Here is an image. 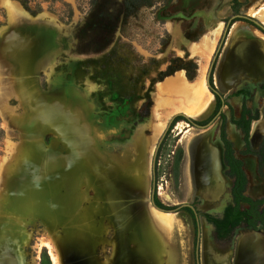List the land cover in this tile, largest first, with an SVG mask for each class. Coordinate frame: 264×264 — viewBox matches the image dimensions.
<instances>
[{"label":"rangeland","instance_id":"obj_1","mask_svg":"<svg viewBox=\"0 0 264 264\" xmlns=\"http://www.w3.org/2000/svg\"><path fill=\"white\" fill-rule=\"evenodd\" d=\"M235 10L264 24V0H0V264H130L169 220L176 248L193 249L189 211L150 203L151 157L173 114L204 124L217 110L205 76ZM212 83L221 114L204 128L175 119L156 197L194 205L206 259L264 264V225L218 240L206 219L230 202L222 114L247 193L264 198L262 30L232 22ZM243 104L260 156L230 122Z\"/></svg>","mask_w":264,"mask_h":264},{"label":"trees","instance_id":"obj_2","mask_svg":"<svg viewBox=\"0 0 264 264\" xmlns=\"http://www.w3.org/2000/svg\"><path fill=\"white\" fill-rule=\"evenodd\" d=\"M211 85V91L217 96L219 102L220 94L218 90L213 86V83H211ZM246 112H248V110L244 108L241 118L233 121L244 131L245 139L248 134V125L250 122V119H244V115ZM214 114H212V116ZM221 138L224 145V160L228 166V175L234 178L231 190L234 203L232 206L226 208L224 216L222 218L218 219L211 216H207V218L215 225L218 238L225 240L229 236V234H231L232 229L236 226L246 224L252 227H256L257 224H264V206L261 207L263 203L262 199L252 200L244 193L246 186V176L241 168V161L233 157L231 144L226 138L223 128L221 129ZM193 224L194 232H196L197 221L195 220L194 216Z\"/></svg>","mask_w":264,"mask_h":264},{"label":"crops","instance_id":"obj_3","mask_svg":"<svg viewBox=\"0 0 264 264\" xmlns=\"http://www.w3.org/2000/svg\"><path fill=\"white\" fill-rule=\"evenodd\" d=\"M171 224H173V222H171ZM159 227L157 232V235L159 236L157 237L152 236V232H154L152 230L153 227L151 228L152 234L149 235L147 231L143 232L145 235L147 234L146 238H143V241L138 242L140 243V246L135 250V258L131 260L132 262L130 264H195L194 248H191L192 250H185L184 253L176 248L174 241L175 237L172 236L174 234L172 233L170 237V220L167 224ZM189 227L190 224L187 228ZM171 229L173 228L171 227ZM211 254L212 258L215 259L213 264H224L222 253L212 251ZM200 264H208L204 252L200 253Z\"/></svg>","mask_w":264,"mask_h":264},{"label":"water","instance_id":"obj_4","mask_svg":"<svg viewBox=\"0 0 264 264\" xmlns=\"http://www.w3.org/2000/svg\"><path fill=\"white\" fill-rule=\"evenodd\" d=\"M237 19H244V20H249L250 22H253L254 24H256L257 26H259L260 28H262L264 30V24L262 22H260L259 20L255 19L254 17L247 15V14H242V13H238V14H232L231 16L228 17L226 24L224 26L223 32H222V36L216 46V49L212 55L211 61L209 63L208 66V70L205 76V81L207 86L210 88V90H212V85H211V81H212V74H213V70H214V66L217 60V57L219 55V52L225 42L228 30L232 24V22H234V20ZM13 51L16 52H21L22 48L21 47H15L13 48ZM183 117L185 120H187L191 125L199 127V128H204L206 126H208L209 124L212 123V121L214 120L211 119L209 122H207L206 124H199L197 122H195L194 120H192L188 115H186L183 112H178L175 113L171 116V118L169 119L168 123L166 124L162 134L160 135L154 150H153V154L151 157V176H152V183H151V193H150V202L152 204V206L162 212H174L183 208H190L191 210H194V207L188 203V202H183L177 206H175L174 208H164V207H160L158 206L155 201H154V190H155V186H156V165H157V158H158V152L160 150V146L165 138V136L167 135V132L170 130L171 125L174 123V120L178 117ZM196 216V215H195ZM197 217V216H196ZM199 245H200V229H198L197 234H196V246H195V264H200V250H199ZM213 261H215V259H210L208 260L209 264H213ZM224 261V260H223ZM222 264V263H221Z\"/></svg>","mask_w":264,"mask_h":264},{"label":"flooded vegetation","instance_id":"obj_5","mask_svg":"<svg viewBox=\"0 0 264 264\" xmlns=\"http://www.w3.org/2000/svg\"><path fill=\"white\" fill-rule=\"evenodd\" d=\"M237 10H235V12H236ZM239 12H236V13H233V14H238ZM247 15H249V14H247ZM244 20V19H243ZM247 22H249L250 24H252L254 27H256V28H259L260 30H262L263 32H264V30L262 29V28H260L259 26H257L256 24H254L253 22H250L249 20H247ZM223 47V46H222ZM222 49V48H221ZM221 51V50H220ZM219 54H220V52H219ZM219 56V55H218ZM218 58V57H217ZM217 61V60H216ZM211 83H212V81H211ZM262 89H263V93H264V85H263V87H262ZM219 92V91H218ZM219 94H220V99H219V103H220V105L218 106V108H217V110H216V112H215V114L207 121V122H209L211 119H215L216 118V116H218V115H220L221 114V109L223 108V106L225 105L224 104V98H223V95H222V93L221 92H219ZM244 108L245 109H247L248 110V112H246L245 113V115H244V119L245 120H248V119H250V122H249V125H248V134H247V137H246V139H245V137H244V131L240 128V127H238L233 121H235V120H238V119H240L241 118V116H242V111L244 110ZM263 108H264V96H263ZM222 117L224 118V119H222V121H221V128H220V134H219V139H220V142H221V144H222V147H223V153H222V159H223V162H224V165H225V167H226V170H225V174L230 178V180H231V187H230V202L224 207V209H223V211H222V213H221V215L220 216H213V215H210V214H207L206 215V219L208 220V218H207V216H211V217H214V218H218V219H220V218H222L223 216H224V213H225V210H226V208L227 207H229V206H232L233 205V196H232V186H233V180H234V178L233 177H231V176H229L228 175V166H227V164L225 163V160H224V145H223V141H222V138H221V129L223 128V130H224V132H225V136H226V138L228 139V141L230 142V144H231V148H232V153H233V157L234 158H237V159H239L240 161H241V168H242V170H243V172H244V174H245V176H246V186H245V190H244V193L247 195V196H249L252 200H257V199H262L263 200V203H262V205H261V207L262 206H264V198H260V197H258V198H255V197H252V196H250L248 193H247V186H248V178H247V175H246V172H245V170H244V168H243V161H242V159L239 157V156H237L236 155V153H235V150H236V148L234 147V145H233V142H232V140L228 137V135L226 134V130H225V125H226V118H225V115L224 114H222ZM263 118L262 119H260L261 121H263L264 122V115L262 116ZM255 118V115L251 112V109L248 107V106H246L245 104H243L242 105V109H241V112H240V115H239V117L238 118H231L230 119V122L236 127V128H238L239 130H241V132L243 133V141H244V147H245V153H252V154H255V155H258V156H260V153H259V151L258 150H254V149H252V147L250 146V143H249V128H250V123H251V121L253 120ZM175 121V120H174ZM214 121V120H213ZM212 121V122H213ZM207 122H205L204 124H206ZM263 122H260V125L258 126V128L262 131V132H264V123ZM203 124V125H204ZM158 160V159H157ZM151 183H152V180H151ZM156 188H157V185L155 186V190H154V201H155V203L158 205V206H160V207H164V208H166V209H168V208H170V207H165V206H162L160 203H159V201L157 200V197H156V193H157V191H156ZM150 193H151V188H150ZM149 200H150V194H149ZM151 203V202H150ZM189 203V202H188ZM191 204V203H190ZM152 205V204H151ZM193 207H194V205L193 204H191ZM175 207V206H174ZM174 207H171V208H174ZM183 209H187L188 211H189V213L191 214V216H192V213H193V216H194V218H195V220L197 221V231H198V229H200V224H199V215H198V213H197V210H196V208L194 207V210H191L190 208H183ZM191 211V212H190ZM197 217H196V216ZM193 216H192V219H193ZM210 223H211V225L214 227V231H215V236H216V238H218V236H217V233H216V227H215V225L210 221V220H208ZM259 225H264V224H257V226H259ZM256 226V227H257ZM256 227H252V226H249V225H246V224H242V225H240V226H236V227H234L233 229H232V232H231V234H229V236L226 238V239H229V238H232L233 236H234V234L236 233V232H238V231H240V230H242V229H249V228H256ZM197 231L196 232H194L195 233V242H196V234H197ZM200 239H201V229H200ZM225 239V240H226ZM218 240H219V238H218ZM193 243V248H194V251H195V246H196V243ZM200 246V245H199ZM200 250V249H199ZM209 252V251H208ZM210 259H212V256L210 255L209 257H207V259H206V261L208 262V260H210ZM209 264V263H208Z\"/></svg>","mask_w":264,"mask_h":264},{"label":"bare ground","instance_id":"obj_6","mask_svg":"<svg viewBox=\"0 0 264 264\" xmlns=\"http://www.w3.org/2000/svg\"><path fill=\"white\" fill-rule=\"evenodd\" d=\"M60 114V113H59ZM3 173V172H2ZM2 206V205H1Z\"/></svg>","mask_w":264,"mask_h":264}]
</instances>
